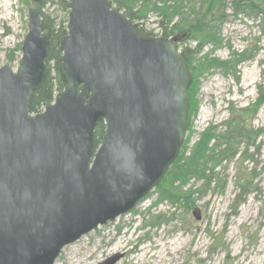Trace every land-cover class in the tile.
<instances>
[{"label": "water", "instance_id": "95a60500", "mask_svg": "<svg viewBox=\"0 0 264 264\" xmlns=\"http://www.w3.org/2000/svg\"><path fill=\"white\" fill-rule=\"evenodd\" d=\"M32 1L18 69L0 67V264H54L65 246L131 212L165 179L190 118L192 75L177 38L138 35L109 0H69L58 64L66 86L32 113L50 47L43 0Z\"/></svg>", "mask_w": 264, "mask_h": 264}, {"label": "rangeland", "instance_id": "374dc122", "mask_svg": "<svg viewBox=\"0 0 264 264\" xmlns=\"http://www.w3.org/2000/svg\"><path fill=\"white\" fill-rule=\"evenodd\" d=\"M32 3V0H0V67L9 63L17 71ZM183 5V11L190 15V9L199 10L201 2L191 0ZM43 11L58 17L57 22L66 18L64 13L61 17L58 4L52 0H47ZM225 13L226 19L220 26L225 46L212 56L226 60L232 51L250 49L252 58L239 66L236 76L212 70L200 79L198 109L189 119L185 140L189 148L208 128L215 127L216 133H223V123L232 115L229 109L255 103L260 90H264V21L261 17L236 15L230 2ZM159 21L157 16L150 15L139 23L151 36L164 37ZM67 25L68 22L66 28ZM179 39H184L178 42L180 49L195 47L185 36ZM209 50L210 46L205 47L202 54ZM55 66L54 61L46 63L52 76ZM252 127L264 129L263 106ZM243 152L247 154L244 161ZM214 172L225 186L223 193L212 192L215 187L212 183L211 190L193 196V208L188 210L168 202L154 205L158 194L152 191L131 212L65 246L54 264H102L113 257H118L114 264H264V132L254 146L247 148L242 144L237 157L222 161ZM192 183L195 188L203 186L201 180ZM195 207L201 209L200 220L192 215ZM156 217L161 218L155 223Z\"/></svg>", "mask_w": 264, "mask_h": 264}, {"label": "trees", "instance_id": "16d2710c", "mask_svg": "<svg viewBox=\"0 0 264 264\" xmlns=\"http://www.w3.org/2000/svg\"><path fill=\"white\" fill-rule=\"evenodd\" d=\"M52 1L58 4L61 10V17L62 13H64L66 18L57 22L58 17L53 18L43 11L47 0H43L40 3L42 24L44 30L50 33L47 61H54L56 66L54 68L55 76H52L46 67L44 85L33 94L31 101V111L33 113L41 111L42 107L47 102H52L55 94L62 92L66 86L61 80L58 71L60 58L58 48L60 39L67 35L66 24L70 11L69 0ZM109 1L119 7L133 21L138 35L153 37L144 31L139 21L147 19L150 15H155L160 19L159 26L163 29V36L165 38H177V48L181 51L192 74V84L188 90L191 107L190 117L194 116L198 109L196 96L200 89L199 85L202 77L212 70H220L224 74L236 76L239 72V66L252 58L250 49L240 53L232 51L230 58L226 60H220L212 56L218 49L225 46L220 26L226 19V5L230 2L231 8L236 15L245 14L256 16L257 18L261 17V20L264 21L262 0H230L229 2L227 0H194L195 2H201V7L199 10H195L192 7L190 15L183 11V4L191 0ZM175 19L178 20L175 22ZM176 35L180 38L185 36L195 43V47H183L180 49L178 42L182 39H179ZM207 46H210L209 52L202 54L203 49ZM262 106L264 108V90H260L259 98L255 103L237 110L232 107L229 109L232 115L228 121L223 123V127H225L223 133H216L215 127L208 128L200 135L198 141L191 148L188 146V141L185 142L178 158L169 169L166 178L154 190L158 194V199L154 205L168 202L172 205H183L189 210L194 205L195 197L193 196L195 194H204L205 190H211L212 183L215 185L212 192L223 193L225 186L214 171L222 161L234 160L238 155V147L242 144H245L247 148L255 145L264 129H254L252 122ZM104 134L105 124L100 122L94 135L95 149L101 144ZM213 141L215 143L212 144ZM242 154L241 159L244 161L247 158V154L246 152ZM241 178H244V176ZM192 180L203 181V186L195 188L194 184H191ZM159 218L161 217L154 219L155 223Z\"/></svg>", "mask_w": 264, "mask_h": 264}, {"label": "bare ground", "instance_id": "6f19581e", "mask_svg": "<svg viewBox=\"0 0 264 264\" xmlns=\"http://www.w3.org/2000/svg\"><path fill=\"white\" fill-rule=\"evenodd\" d=\"M71 259L73 260V255H72Z\"/></svg>", "mask_w": 264, "mask_h": 264}]
</instances>
